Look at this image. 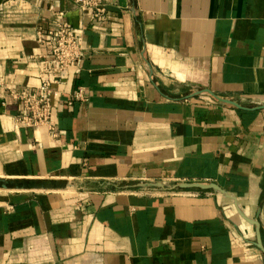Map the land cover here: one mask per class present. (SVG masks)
Instances as JSON below:
<instances>
[{
    "label": "crops",
    "instance_id": "0c3cea01",
    "mask_svg": "<svg viewBox=\"0 0 264 264\" xmlns=\"http://www.w3.org/2000/svg\"><path fill=\"white\" fill-rule=\"evenodd\" d=\"M106 1L93 22L70 0H0V77L49 82L58 130L17 125L0 89V264H264L230 198L136 186L216 182L264 231V109L189 96L264 104V0ZM61 20L82 59L42 72Z\"/></svg>",
    "mask_w": 264,
    "mask_h": 264
},
{
    "label": "built area",
    "instance_id": "2783aa9c",
    "mask_svg": "<svg viewBox=\"0 0 264 264\" xmlns=\"http://www.w3.org/2000/svg\"><path fill=\"white\" fill-rule=\"evenodd\" d=\"M76 9L89 14L91 21L102 22L106 19V0H70ZM52 9V6H50ZM39 30L37 40L43 41ZM50 62H45L42 72L60 73L77 67L82 59L83 39L76 33L68 21L61 20L56 27L47 32ZM57 82V81H56ZM0 89L6 92L7 98L16 102L22 114L16 117V123L28 128L44 127L52 138L58 136L57 124L53 117V89L49 82L42 81L35 89H15L7 85L0 77ZM85 87L78 85L74 92L76 99H84ZM6 101H3L5 103Z\"/></svg>",
    "mask_w": 264,
    "mask_h": 264
},
{
    "label": "water",
    "instance_id": "95a60500",
    "mask_svg": "<svg viewBox=\"0 0 264 264\" xmlns=\"http://www.w3.org/2000/svg\"><path fill=\"white\" fill-rule=\"evenodd\" d=\"M201 93H208L212 95L215 99L220 101L223 104H228L231 105L237 109H245V110H257V109H264V104H259L253 107H244L240 105L239 103L232 101L228 98H224L221 96H218L211 92L209 89H197L195 90L192 94L189 96L193 95H199ZM136 186L143 187V188H156L159 190H177V189H200V190H208L212 191L214 193H221L227 198H230L233 201V204L235 208L237 209L238 213L241 215L242 218H244L247 222L252 224L255 229V236L256 240L254 244L256 247L264 253V240H262V231L261 230V225L258 220L259 212H260V207L257 209V214L255 217L251 218L248 217L242 208L240 207L237 197L228 193L225 189H223L218 183L216 182H204V181H180V182H175V183H170V182H163V181H156V182H140L137 183Z\"/></svg>",
    "mask_w": 264,
    "mask_h": 264
},
{
    "label": "rangeland",
    "instance_id": "374dc122",
    "mask_svg": "<svg viewBox=\"0 0 264 264\" xmlns=\"http://www.w3.org/2000/svg\"><path fill=\"white\" fill-rule=\"evenodd\" d=\"M248 230L246 231V234L248 236L249 239H253V230L250 226H248Z\"/></svg>",
    "mask_w": 264,
    "mask_h": 264
}]
</instances>
